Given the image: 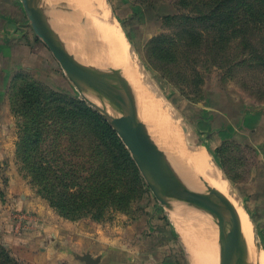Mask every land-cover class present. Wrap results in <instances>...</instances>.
Listing matches in <instances>:
<instances>
[{
    "label": "rangeland",
    "instance_id": "obj_1",
    "mask_svg": "<svg viewBox=\"0 0 264 264\" xmlns=\"http://www.w3.org/2000/svg\"><path fill=\"white\" fill-rule=\"evenodd\" d=\"M59 1L62 2V0ZM101 2L106 6L107 14L114 26L121 30L129 42H127L129 48L127 54L133 55L138 69L141 68L140 78L143 79L150 94H153L149 99L141 97L136 87L134 88L129 79L122 74L123 72L110 65L114 71L118 72L116 74L118 82L122 84L125 81L126 84L127 81L128 88H130L126 91L127 84H118V87L123 89H121L122 96H124L123 101L127 98L131 104L126 100V109L128 110L129 106H131L130 110L135 109L137 113L130 112L139 115L137 119L145 123L144 125L150 132L152 129L156 132L151 133L158 144L161 141L164 144L170 140L169 133H173L172 136L175 137L181 136L180 133H182L181 137L187 135L186 137L190 136V140L196 139L195 141L212 155L221 167V174L227 185L225 192L231 191L236 204L251 220L263 247L261 232L257 226L259 216L253 215L254 211L257 212L258 202L247 195V182L255 166L252 162V160L255 162L254 152L251 148L231 141L224 142L215 148V135L218 132L216 119L218 118L220 123L224 118L223 115H226L228 119L232 116L239 120L246 103L249 109L253 108L258 114L256 120L262 122L264 114V23L245 25L244 34L240 33L241 35L233 37L226 51L220 52L213 47L211 40L210 48L201 49L198 46L195 50L187 42L188 39L184 33L188 29L184 21L168 17L170 14L185 12L182 7L179 8L180 0H101ZM54 6L57 4L55 3ZM87 17L83 16L78 22H75V19L71 21L73 20L74 26L77 23L76 28L78 27L85 33L83 27H86L90 19ZM5 18L14 19L16 28H18L17 39L11 49L15 66L17 63H21V66L23 60L31 65L29 68L17 71L6 90L0 88V248L8 251L11 258L18 264H58L62 256L60 251L53 248L51 251L46 249V255L42 251L44 250L42 246L54 244L58 239L47 230H53L56 224L70 226L72 229V224L85 231L94 227L95 224V226L118 230L122 233L124 230L128 233L129 230L128 235H133L135 243L132 242L133 244L128 245L127 248L132 251V247L137 245L136 253H134L136 254L135 263L192 264L188 247L176 224L177 219L183 217L181 202L187 193L180 186L159 178L158 181L161 184L163 182L162 185H170L169 191L167 192L166 189V194L163 195L160 189L162 193L157 191V186L155 189L148 183L136 162L146 185V191L131 203L127 210L108 206L99 221L95 219L98 209H94L79 220H72L61 215L51 204L46 191L34 179L18 153L24 119L15 112L18 101L13 95L14 85L20 76L27 75L30 80L41 87L51 88L88 103L79 87L35 34L21 0H0V28ZM33 35L43 43L42 46L38 45V41L32 40L31 43L30 38ZM85 38L89 44L87 36ZM243 39L254 48L255 52L244 47ZM93 45L97 47L96 38H94ZM3 59L0 58V65ZM101 70H104L103 66ZM118 75H123L122 80ZM4 83V77L0 72V85ZM154 99L156 103L160 101L165 111H162L161 105L156 108L157 104L155 105ZM94 100L99 101L95 98ZM173 117L175 120H172ZM173 121L175 124L172 123ZM168 125L170 129L167 127L166 130ZM184 128L186 131L189 130V135L183 130ZM71 138L79 140L77 133L73 137L64 134L55 141L54 145L59 143L57 148L52 149V143L49 141L41 147L46 150L48 157H53L54 152L57 153L55 156L60 167L64 164V168L66 165H76L74 167L82 172L83 176L91 172L102 173L99 165L103 162L105 153L109 151L93 152L87 146L80 149L77 147L83 146L80 140L75 146ZM160 139L163 140L159 142ZM227 144L228 152L226 153L224 149L225 153H222L220 148ZM117 173L118 170L113 169L112 175L109 176L112 184L118 182ZM162 196L165 197L168 205L163 201ZM199 210L202 222L204 214L200 207ZM258 210L260 211V208ZM70 232L67 230L63 233L66 237H70ZM89 253H75L69 250L67 255L73 264H87L83 259ZM96 258L101 260L100 257Z\"/></svg>",
    "mask_w": 264,
    "mask_h": 264
},
{
    "label": "trees",
    "instance_id": "obj_2",
    "mask_svg": "<svg viewBox=\"0 0 264 264\" xmlns=\"http://www.w3.org/2000/svg\"><path fill=\"white\" fill-rule=\"evenodd\" d=\"M181 7L185 12L168 17L184 21L188 29L184 33L187 42L195 50L198 46L210 48L212 41L213 47L220 52L226 51L233 37L244 34L245 25L264 23V0H180ZM243 45L255 52L244 39ZM13 92L18 101L15 112L24 119L18 143L19 156L61 215L79 220L98 209L95 219L99 221L108 206L127 210L145 193L146 185L130 151L108 122L86 102L41 87L27 75L20 76ZM75 133L83 144L78 148L87 146L98 153L109 151L99 165L102 173L83 176L74 167L76 165L60 167L57 153L48 157L41 147L49 141L52 149L57 148L59 143H54L59 136L73 137ZM71 139L76 146L79 140ZM224 149L227 153L228 144L220 148L222 153ZM113 169L118 170L115 184L109 178ZM0 250V264H18L8 251L2 247Z\"/></svg>",
    "mask_w": 264,
    "mask_h": 264
},
{
    "label": "bare ground",
    "instance_id": "obj_3",
    "mask_svg": "<svg viewBox=\"0 0 264 264\" xmlns=\"http://www.w3.org/2000/svg\"><path fill=\"white\" fill-rule=\"evenodd\" d=\"M55 3L60 7V13L58 12L57 14H52L54 19V27L60 33L63 40L66 41L67 48L75 56L76 60L83 66L90 69L101 70L102 66L104 67L108 64L116 69H120L121 72H123L122 74L125 75L126 78H128L129 81L133 84V87H136L135 89H137V93L141 95V97L149 99L152 93L150 94V91H148V89H146L147 87H145L144 85L143 79L140 78L139 72L141 68L138 69V64L135 61L133 55L127 54V51L129 49V42L124 37L121 30L114 26L112 19L107 14V8L106 6H104L101 0H62V2H60L59 0H41V4L50 10L54 8ZM85 15L90 18L88 19L89 23L86 25L87 33H83L82 30L80 31L78 27L76 28V24L74 26V23L72 22L73 20L71 21V19H75L74 21L78 22ZM86 36L90 42V45L86 41ZM94 38L97 39V47L93 45ZM116 74H118V72H116ZM123 75H118V77H120L121 79ZM123 83L125 84V81H123L122 84ZM118 84L122 85L119 82ZM126 84L127 90H125L128 91V89L130 88H128L129 86L127 81ZM119 88L121 92L122 88ZM127 94L130 95V93L128 92ZM126 100L125 101L130 104L127 98ZM155 101L156 100L154 99V102ZM155 105L156 108H158L161 105L160 101L157 103L155 102ZM129 108H131V106L128 107V113L131 119L140 127V129L146 131L150 138L154 140L155 137L152 133L156 132H153L152 129L151 133L144 125L145 123H141L139 121L140 119H137L139 115H134V113L130 112H135V109L133 111V109L130 110ZM160 108L163 109L162 105ZM162 111H165V109H163ZM173 118L172 120H175V118ZM172 123L175 124V121H173ZM169 126L170 125L166 126V128L164 126L163 128L167 130V127L168 129H170ZM180 127L181 126H179V128ZM171 128L173 127L171 126ZM165 129H163V131H165ZM180 129L177 130L180 131ZM183 130L186 131L185 128ZM186 132V134H188L189 130ZM174 133L176 135V132ZM172 134L169 133V135H171L169 137L170 140H167L164 144L161 143V140L163 139L159 140V142L161 141L159 143L160 146L162 145L161 147L168 154L170 161L175 166H178L181 169L183 168L182 170L189 180H193L194 174L192 173V171L189 170L187 172L186 170L189 168L194 169V171L198 173L203 178V180H205L215 190L218 196L225 203L230 218L234 223V246L241 253L245 249L244 243L247 242L248 250L246 256L248 261L251 264H264V250L258 234L251 220L245 215L242 209L234 201L231 195V191L227 190V192H225V189H227V185L225 183L224 177L221 174V168L218 162L213 159L212 155L205 148H203L197 141H195L196 139L190 140V136H188V138L186 137L187 135L185 137H181L182 133H180L181 136L179 137L172 136ZM177 134H179V132ZM174 146L178 147L179 149H176ZM155 183L158 186V189L155 187L157 191L165 192V188L162 185L163 182L161 184V182L159 183L155 180ZM169 186L166 188L167 192L169 191L168 189H170ZM162 194L164 195V193ZM163 197L164 196H162V198ZM163 199V201H165V197ZM181 203L183 204H181L183 217H179V219H177L176 221V224L182 234L185 244L188 247L192 264H222L220 261L217 246V227L209 220H202V222L200 221V210L195 201H193L188 194L184 196V199Z\"/></svg>",
    "mask_w": 264,
    "mask_h": 264
},
{
    "label": "water",
    "instance_id": "obj_4",
    "mask_svg": "<svg viewBox=\"0 0 264 264\" xmlns=\"http://www.w3.org/2000/svg\"><path fill=\"white\" fill-rule=\"evenodd\" d=\"M21 1L35 34L79 87L87 103L97 110L119 135L148 183L156 187L155 180L158 181L160 178L180 186L193 201H197L195 203L205 217L203 220L211 221L218 229L217 246L222 264H251L246 256L248 243H244L245 249L241 253L234 246V223L225 203L215 190L192 168L185 169L194 174L193 180H189L183 168L175 166L166 151L131 119L118 87L114 69L109 64L104 66L103 71L87 68L69 51L66 41L53 24L52 14L60 12L58 11L60 7L54 6L50 10L41 4V0ZM83 29L87 33V28ZM163 187L166 191V187L164 185ZM163 193L165 195V192ZM83 260L87 264L100 262L99 258L94 259L90 254H86Z\"/></svg>",
    "mask_w": 264,
    "mask_h": 264
},
{
    "label": "crops",
    "instance_id": "obj_5",
    "mask_svg": "<svg viewBox=\"0 0 264 264\" xmlns=\"http://www.w3.org/2000/svg\"><path fill=\"white\" fill-rule=\"evenodd\" d=\"M3 23L4 24H2L0 28V58L4 59L2 61L3 63L0 65V72L1 76L4 77L5 83L2 86L0 85V88H5L6 90L15 73L29 68L31 64L23 60L21 66V63H17L15 66V59L13 58L14 55L11 53V49H13L15 40L17 39L16 31L18 28H16V24L12 18H5ZM30 39L31 43L33 40L34 42L38 41V45H43L34 35ZM244 106L245 108L239 120H236L232 116L231 119H228L226 115H223L224 118H222L220 123L218 118L216 119V130L218 132L215 135V148L222 145L224 142L231 141L241 146L251 148L254 152L255 162L253 160L252 162L255 166L253 165V174L249 176L247 182V195L249 198H252V200L257 201L258 208H260V211L256 208L257 212L253 210V215L259 216L257 226L259 232H261V240L264 247V114L262 122H260L261 120L258 122L256 120L258 114L254 112V109L252 108L253 111L249 109L247 103ZM256 163L259 166H257ZM53 227V230L47 231L58 239L55 240L54 244L51 243L49 246H42V248H44L42 251L45 255L47 254L45 252L46 249L51 251L53 248L60 251L62 256L58 260V264H73L71 258L69 259L67 255L69 250L75 253L90 252L89 254L93 258H101L99 264H141L134 262V257L136 255L134 253H136L135 248L137 245L132 247V251L127 248L128 245L135 243L133 235H128L129 230L128 233H126V230L122 233L118 230L114 231L113 229L95 226V224L94 227L85 231L78 226H72V224V229H70V226H62L61 224H56ZM67 230L69 232L71 230L70 237H66L63 233Z\"/></svg>",
    "mask_w": 264,
    "mask_h": 264
}]
</instances>
